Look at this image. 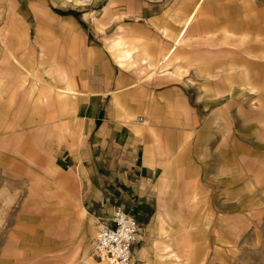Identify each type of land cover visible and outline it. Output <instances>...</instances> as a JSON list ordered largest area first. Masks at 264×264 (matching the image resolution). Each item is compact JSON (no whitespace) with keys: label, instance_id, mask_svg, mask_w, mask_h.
Instances as JSON below:
<instances>
[{"label":"crops","instance_id":"obj_1","mask_svg":"<svg viewBox=\"0 0 264 264\" xmlns=\"http://www.w3.org/2000/svg\"><path fill=\"white\" fill-rule=\"evenodd\" d=\"M11 1L14 10L0 13V178L43 181L50 172L69 189H41L38 204L18 208L21 258L6 264H110L95 240L116 206L142 223L132 264H161L162 245L171 248L158 241L168 190L207 164L186 162L183 139L193 145L197 132L199 154L211 146L213 162L227 160L240 177L264 164V121L254 141L251 115L238 123L232 113L247 109L238 88L264 67V0H93L66 13L47 11V0ZM194 77L203 89L196 105ZM209 105L213 122L200 113ZM76 193L82 204L72 203ZM172 263L185 264L177 254Z\"/></svg>","mask_w":264,"mask_h":264},{"label":"rangeland","instance_id":"obj_2","mask_svg":"<svg viewBox=\"0 0 264 264\" xmlns=\"http://www.w3.org/2000/svg\"><path fill=\"white\" fill-rule=\"evenodd\" d=\"M92 1L47 0L44 7L47 11L66 13L75 10L81 11L88 7ZM10 3H12L11 0H1L0 13L6 11L4 8L6 5H9L8 11H13L14 9L10 10L13 8ZM28 7L30 11L31 9L38 11V9L36 10L37 6L31 3ZM44 7H41L38 12H43ZM243 12H246L245 9L237 11L238 15ZM255 12L252 10L254 16ZM257 30L258 27L254 26L253 37L260 39L262 32ZM241 35L243 36L239 32L235 38L242 39ZM235 45L238 48L235 60L237 69L240 70L242 68L240 62L244 60V53L240 52L243 44L236 42ZM224 48L222 47V50ZM253 73L254 77L251 79L253 85L242 86L240 90L238 88V93L242 91L243 94L238 99H243L241 102L247 109L232 113L235 114L238 123L244 116L251 115L249 123L254 129L252 136L255 141L257 137L262 138V133L255 131L257 129L255 127H260L264 121V67L261 68L260 64L257 65L256 68H253ZM196 80L197 78L194 77V82L189 85L188 89V97L192 105H196L197 94L203 93V89H200V86L196 84ZM261 87L262 89H260ZM218 88L216 91H212V94L224 92V85H220ZM207 95L205 93V96ZM200 113L203 118H209L213 122L215 115L212 113L210 105L201 109ZM225 119L220 120L221 123ZM197 134L194 132L190 135V140L194 142L193 145L191 143L188 146L186 139H183L181 144L186 149L187 147L192 149L191 153L185 156L186 162L191 161L197 165L206 162L205 172L197 173L193 178L183 175V179L176 180L173 183L174 187L172 186L168 190L169 193H167L163 204L165 208L161 213L162 235L159 237L161 240L158 241H166L171 248L168 250L170 253L166 254L167 251L162 249L163 245L160 246V253L165 256V261L161 264H173L174 254H177L185 264L191 262L193 258L196 259V264H264V164L258 166V170L254 168L251 176L240 177V170L236 168L232 170V166L225 163L227 160L213 162V154H216L217 151L211 146H206L199 154L195 145ZM203 135L204 133H201L200 138ZM217 136L221 137L219 134ZM262 158L253 155V162H260L263 160ZM259 169L262 170L259 171ZM49 175L50 172L44 173L43 181L37 179L4 181L0 178V264L11 263V260L21 258L20 253H13V248L19 247L15 242L18 239H13V234L19 231L21 219L18 208L25 204H38L37 194L41 189L47 192L56 188L60 192L69 189L68 182L53 181ZM71 188L75 192L79 191L78 184H72ZM182 194L186 198L189 196L191 203L181 206L179 196ZM193 196L200 200L196 201L197 204H192ZM44 199L48 200L46 197ZM72 203L82 204L78 193ZM140 228L142 229V223ZM215 229L217 230L215 231ZM8 239L11 241L9 246L6 245ZM13 242L15 243L13 244ZM230 242L232 244H229ZM6 247H11V252L5 250ZM195 253L196 255H194Z\"/></svg>","mask_w":264,"mask_h":264},{"label":"built area","instance_id":"obj_3","mask_svg":"<svg viewBox=\"0 0 264 264\" xmlns=\"http://www.w3.org/2000/svg\"><path fill=\"white\" fill-rule=\"evenodd\" d=\"M140 222L122 206H116L108 223H103L95 240L99 259L110 264H131L140 237Z\"/></svg>","mask_w":264,"mask_h":264},{"label":"bare ground","instance_id":"obj_4","mask_svg":"<svg viewBox=\"0 0 264 264\" xmlns=\"http://www.w3.org/2000/svg\"><path fill=\"white\" fill-rule=\"evenodd\" d=\"M101 227H102V225H101ZM100 231V230H99ZM98 235V234H97ZM133 262V261H132ZM132 262H131V264H132Z\"/></svg>","mask_w":264,"mask_h":264}]
</instances>
